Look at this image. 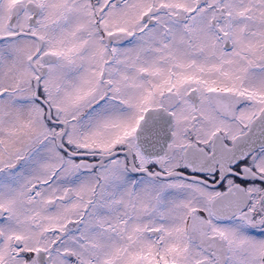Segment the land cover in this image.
Returning a JSON list of instances; mask_svg holds the SVG:
<instances>
[{"label":"snow or ice","instance_id":"6c2138e0","mask_svg":"<svg viewBox=\"0 0 264 264\" xmlns=\"http://www.w3.org/2000/svg\"><path fill=\"white\" fill-rule=\"evenodd\" d=\"M0 264H264V0H0Z\"/></svg>","mask_w":264,"mask_h":264}]
</instances>
